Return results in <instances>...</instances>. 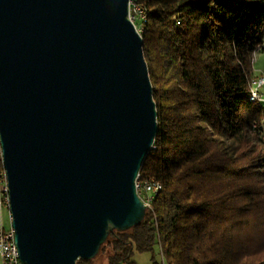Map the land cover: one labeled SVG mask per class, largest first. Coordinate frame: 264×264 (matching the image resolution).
<instances>
[{
  "label": "water",
  "instance_id": "95a60500",
  "mask_svg": "<svg viewBox=\"0 0 264 264\" xmlns=\"http://www.w3.org/2000/svg\"><path fill=\"white\" fill-rule=\"evenodd\" d=\"M129 0H0V158L21 264L91 261L139 225L158 131Z\"/></svg>",
  "mask_w": 264,
  "mask_h": 264
},
{
  "label": "trees",
  "instance_id": "16d2710c",
  "mask_svg": "<svg viewBox=\"0 0 264 264\" xmlns=\"http://www.w3.org/2000/svg\"><path fill=\"white\" fill-rule=\"evenodd\" d=\"M158 131L139 177L162 185L142 222L110 233L105 264H264V135L249 101L264 0H131ZM77 264H92L78 261Z\"/></svg>",
  "mask_w": 264,
  "mask_h": 264
},
{
  "label": "built area",
  "instance_id": "2783aa9c",
  "mask_svg": "<svg viewBox=\"0 0 264 264\" xmlns=\"http://www.w3.org/2000/svg\"><path fill=\"white\" fill-rule=\"evenodd\" d=\"M129 20L134 24L137 20L143 25L145 22L144 13L136 7V5L129 0L128 3V16ZM135 26V25H134ZM136 28V27H135ZM143 26L136 30L139 34L142 31ZM255 53V52H254ZM253 53V54H254ZM264 87V75H259L257 77H251L249 80V101L260 105L264 103V94H261L259 90ZM5 171L2 166L0 158V209L5 208L8 212V194L6 186ZM162 185L151 178L141 179L139 174L135 179V190L141 201L145 206L146 210H152V205L157 194L162 190ZM8 219L10 224V215L8 212ZM14 231L10 226L5 228L0 222V261L2 264H21L18 256L17 249L14 243Z\"/></svg>",
  "mask_w": 264,
  "mask_h": 264
},
{
  "label": "rangeland",
  "instance_id": "374dc122",
  "mask_svg": "<svg viewBox=\"0 0 264 264\" xmlns=\"http://www.w3.org/2000/svg\"><path fill=\"white\" fill-rule=\"evenodd\" d=\"M135 27L138 29L139 27L143 26L142 23L140 21H136L134 22ZM251 70H252V75L251 77H257L259 75H264V52L262 51H257L254 54H252V58H251ZM261 94H264V87L261 88V90H259ZM262 110H264V103L258 105ZM260 128L262 131V135H264V116H262V118L260 119ZM147 211V210H146ZM150 211V210H148ZM0 222L3 224V226L5 228H7L9 226V219H8V212L5 208H1L0 209ZM158 249L155 250V261H158L160 264H164V262L162 261V259L160 260L158 255ZM150 254L148 253H135L133 260L137 263V264H152L151 260H150ZM105 256L102 255L100 252L97 254L96 257H94L93 260H91L92 264H105ZM0 264H2V262L0 261Z\"/></svg>",
  "mask_w": 264,
  "mask_h": 264
}]
</instances>
